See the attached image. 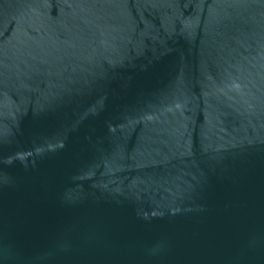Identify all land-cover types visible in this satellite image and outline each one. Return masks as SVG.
<instances>
[{
	"label": "water",
	"instance_id": "obj_1",
	"mask_svg": "<svg viewBox=\"0 0 264 264\" xmlns=\"http://www.w3.org/2000/svg\"><path fill=\"white\" fill-rule=\"evenodd\" d=\"M0 264H264V0H0Z\"/></svg>",
	"mask_w": 264,
	"mask_h": 264
}]
</instances>
